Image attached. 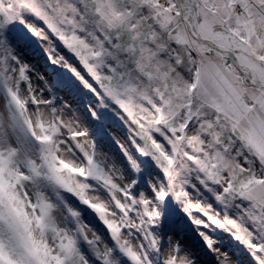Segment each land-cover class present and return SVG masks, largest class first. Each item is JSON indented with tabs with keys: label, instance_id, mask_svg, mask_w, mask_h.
<instances>
[{
	"label": "snow or ice",
	"instance_id": "obj_1",
	"mask_svg": "<svg viewBox=\"0 0 264 264\" xmlns=\"http://www.w3.org/2000/svg\"><path fill=\"white\" fill-rule=\"evenodd\" d=\"M0 264H264V0H0Z\"/></svg>",
	"mask_w": 264,
	"mask_h": 264
}]
</instances>
